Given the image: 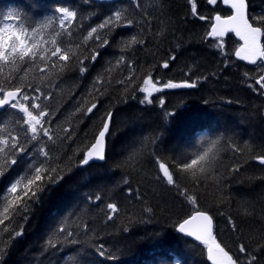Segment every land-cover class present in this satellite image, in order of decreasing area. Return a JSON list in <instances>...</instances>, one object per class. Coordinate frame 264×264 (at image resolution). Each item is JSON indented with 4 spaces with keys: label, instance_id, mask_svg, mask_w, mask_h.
Wrapping results in <instances>:
<instances>
[{
    "label": "trees",
    "instance_id": "obj_1",
    "mask_svg": "<svg viewBox=\"0 0 264 264\" xmlns=\"http://www.w3.org/2000/svg\"><path fill=\"white\" fill-rule=\"evenodd\" d=\"M42 3L45 8L37 6L36 0H0V15L11 11L39 21L52 16L56 7L67 6L77 10L79 23L83 25L71 38L63 37L74 43L118 9H126L138 23L111 32L104 30L101 34L109 43L97 49L100 55L95 62L85 61L87 72L81 75L74 66L52 80L55 87L51 89L54 95L50 103L57 113L54 123L67 126L70 122L77 130L75 142L60 145L56 155L61 159L71 156L67 163L73 167L71 171L66 169L64 180L52 186L34 207L24 225V235L13 242L3 264H76L75 250L80 246L63 240L62 234L57 249L45 250L47 239L65 221L70 227L81 221L88 223L91 243H103L117 257L107 260L93 256L95 264H177V261L210 264L201 247L176 233L174 223L188 210L174 190L155 179L149 158L144 157V166L139 170L118 167L130 142L147 144L157 135L160 154L169 157L175 155L178 147L191 152L204 139L221 140L217 159L221 191L206 188L201 204L214 216L218 239L233 251L238 243L252 248L264 243V165L251 158L254 154H264V94L252 87L253 78L262 69L246 66L231 55L224 57L211 47L203 39L208 24L191 16L188 0H141L150 23L144 22L130 0L104 5L87 0H42ZM248 3L250 16L264 15V0H248ZM197 5L202 15L211 17L215 13L206 0H197ZM132 36L143 38L145 43L129 48ZM225 46L231 53L239 43L231 36ZM121 56L126 63L117 66ZM170 56L176 59L169 60ZM165 61L170 65L167 69L161 66ZM133 70L135 87L141 86L148 72L161 83L195 81L197 87L158 93L156 96L165 100L163 108L156 96L153 104H140L143 93L135 92L134 88L125 91L117 83ZM34 75L37 73L29 72L30 78ZM97 77L105 81L100 86L103 95L94 91ZM47 84L46 79L41 87ZM84 101H87L85 108L97 102L98 109L89 116L75 112ZM108 110L113 113L109 158L101 164L76 167L82 155L76 149L84 134L91 136L100 124V116ZM165 111L175 112L177 118L165 119ZM0 120L11 123L5 112H0ZM229 145H235L241 152L234 153ZM237 164L239 172L230 173L229 169ZM124 178L129 184L123 183ZM96 195L101 196V201L87 200ZM110 202L117 203L121 211L118 218L106 223V205ZM147 207L153 209L152 213L144 211ZM228 216L237 224L235 233L228 225ZM165 249H168L166 254Z\"/></svg>",
    "mask_w": 264,
    "mask_h": 264
},
{
    "label": "snow or ice",
    "instance_id": "obj_2",
    "mask_svg": "<svg viewBox=\"0 0 264 264\" xmlns=\"http://www.w3.org/2000/svg\"><path fill=\"white\" fill-rule=\"evenodd\" d=\"M206 2L216 6L218 0ZM219 3L227 6L230 14L208 17L198 12L197 0H188L191 16L208 24L203 39L208 41L211 38V47L218 49L224 57L231 55L262 69L260 74L253 78L252 87L264 94V15L250 16L248 0H219ZM36 4L45 8L42 0H36ZM130 4L144 18L145 23H150L141 0H130ZM136 23L138 21L126 9H118L111 12L98 26L90 27L82 39L74 43L71 39L64 40L63 37L71 38L83 25L79 23L77 10L67 6L56 7L52 16L39 21H32L26 15L11 11L0 15V112L8 113L11 122L0 120V264H3L13 242L24 235V225L32 215L34 207L40 204L52 186L64 180L66 169L71 171L73 167L67 163L71 161V156L61 159L56 155L60 145L75 142L77 130L70 122L67 126L59 122L54 123L57 113L50 103L54 95L51 89L55 87L52 80L74 66L81 75L87 72L85 61L89 64L95 62L100 55L97 49L104 48L109 43L107 37L101 33L104 30L111 32L121 27H134ZM229 34L240 41L239 47L231 53L226 51L225 46V37ZM144 43L143 38L132 36L127 46L130 48L131 45ZM84 52H87V55L83 54ZM175 59V56L169 57V60ZM124 63V56L116 61L117 66ZM128 66L131 68L130 62ZM161 66L167 69L170 65L165 61ZM31 71L37 75L30 78ZM134 76L133 70L117 83L123 86L125 91L134 88L135 92L143 93L140 104H153L154 94L166 89L197 87L195 81L168 80L161 83L158 79H153L151 72L141 81L140 87H135ZM245 76L248 74L245 73ZM46 79L47 86L41 87ZM104 84L105 81L101 77L96 78L94 91L97 95H103L100 86ZM106 90L105 88L104 91ZM155 99L163 108L165 100L159 96ZM86 103L87 101H84L75 112H83L84 116H89L98 109L97 102L85 108ZM164 116L165 119L177 118L175 112L169 111H165ZM112 124V111H105L92 135L84 134L76 149V153H82L76 167L107 161ZM159 140L157 135L147 144L144 141L130 142L125 159L118 167L139 170L144 166V157L149 158L156 172L155 179L174 190L188 210L186 215L174 223L176 233L201 247L206 260L211 264H261L264 243H258L254 248L246 243H238L233 251L218 239L214 216L201 204L206 188L221 191V178L217 175L221 140L204 139L200 146L191 152L178 147L172 157L160 154ZM229 148L234 153L241 152L235 145H229ZM251 158L264 165V154H254ZM239 170L240 165L237 164L229 169V172L236 173ZM210 181L213 182L211 185ZM123 183L129 184L128 179L124 178ZM131 194L129 191V195ZM87 200L99 202L101 196H90ZM106 210V223L118 218L121 211L114 202L107 203ZM144 211L152 213L153 209L147 207ZM226 219L231 231L237 232L238 227L232 217L228 216ZM89 232L90 228L86 222L73 223L70 227L65 221L57 227L56 233L47 239L45 250L57 249L62 234L63 240L80 246L75 250L78 253L75 257L76 264H95L93 256L107 260L117 259L103 243H91ZM160 243L163 244L164 241L161 240ZM167 251L168 249H165L164 254Z\"/></svg>",
    "mask_w": 264,
    "mask_h": 264
},
{
    "label": "water",
    "instance_id": "obj_3",
    "mask_svg": "<svg viewBox=\"0 0 264 264\" xmlns=\"http://www.w3.org/2000/svg\"><path fill=\"white\" fill-rule=\"evenodd\" d=\"M89 1H91V2H93V3H98V4H109V3H115V2H119V1H121V0H89ZM219 1V0H218ZM210 7H214V6H211V5H209ZM227 7V6H226ZM230 35V34H229ZM226 38V37H225ZM237 40H238V38H237ZM239 41V40H238ZM240 42V41H239ZM240 61V60H239ZM241 62H243L245 65H247V66H250V67H255V66H257V65H252V64H249V63H247V62H245V61H241ZM97 163H102V162H97ZM190 240V239H189ZM210 264H211V262H209Z\"/></svg>",
    "mask_w": 264,
    "mask_h": 264
},
{
    "label": "bare ground",
    "instance_id": "obj_4",
    "mask_svg": "<svg viewBox=\"0 0 264 264\" xmlns=\"http://www.w3.org/2000/svg\"><path fill=\"white\" fill-rule=\"evenodd\" d=\"M103 163V162H102ZM99 164H101V163H99Z\"/></svg>",
    "mask_w": 264,
    "mask_h": 264
}]
</instances>
